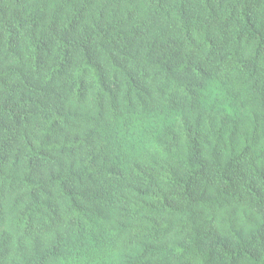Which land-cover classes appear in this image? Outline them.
I'll list each match as a JSON object with an SVG mask.
<instances>
[{"label":"trees","instance_id":"1","mask_svg":"<svg viewBox=\"0 0 264 264\" xmlns=\"http://www.w3.org/2000/svg\"><path fill=\"white\" fill-rule=\"evenodd\" d=\"M0 264H264V0H0Z\"/></svg>","mask_w":264,"mask_h":264}]
</instances>
